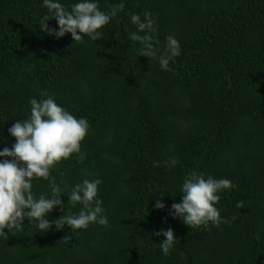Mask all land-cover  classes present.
I'll list each match as a JSON object with an SVG mask.
<instances>
[{
  "label": "trees",
  "instance_id": "16d2710c",
  "mask_svg": "<svg viewBox=\"0 0 264 264\" xmlns=\"http://www.w3.org/2000/svg\"><path fill=\"white\" fill-rule=\"evenodd\" d=\"M60 2L67 8L74 0ZM97 5L114 12L101 38L82 34L76 42L40 30L47 13L41 0H0V148L14 142L7 129L28 117V99L51 94L89 128L80 142L83 159H61L50 178L61 188L85 174L99 178L109 222L43 232L24 220L22 230L0 240V264H264V0ZM144 10L161 43L169 34L179 41L168 70L136 54L139 45L128 38L135 30L129 15ZM173 157L175 166L165 163ZM192 170L235 183L215 204L230 223L205 229L168 215ZM47 190L48 180H33L34 194ZM160 190L164 208L155 209ZM79 208L66 204L65 212ZM62 214L54 207L46 218ZM168 227L177 241L165 256L162 237L152 233Z\"/></svg>",
  "mask_w": 264,
  "mask_h": 264
},
{
  "label": "clouds",
  "instance_id": "9594fccd",
  "mask_svg": "<svg viewBox=\"0 0 264 264\" xmlns=\"http://www.w3.org/2000/svg\"><path fill=\"white\" fill-rule=\"evenodd\" d=\"M41 7L47 9L37 23L40 30L48 36L60 38L65 33L71 40L80 42L82 34L89 41L101 38V29L114 15L113 11L100 10L97 0H74L67 8L60 0H41ZM54 19L56 27L46 25V21ZM129 23L135 30L128 33L130 41L139 45L136 54L155 60L160 69L168 70L169 62L180 55V44L174 35H166L163 42L156 38L155 21L148 10L142 14L131 13ZM41 98L28 99L29 115L23 121L15 120L7 129L9 136L14 137L11 147L0 148V240H6L13 231L22 230L24 220L34 224L36 230L47 231L51 226L60 230L85 229L89 224L107 227L108 218L104 214L102 201L97 196L99 178H88L85 174L78 183L71 186L65 184L61 188L50 178V168L61 159H67L76 153L83 159L81 141L84 139L89 125L84 117H76L58 105L53 96L46 91L40 92ZM175 166L178 161L173 157L165 161ZM48 180V190L40 194L32 191L33 180ZM233 181L227 178H213L192 170L187 173L179 186L180 200L169 206L168 215L179 219L184 225L191 227H217L222 223H230V219L220 216L215 206L221 191L235 188ZM64 192V195L61 193ZM164 191L160 190L159 198L154 199L153 207L163 209ZM66 196V204L80 208L77 212H65L61 197ZM235 208H242V202L236 201ZM56 207H63V214L53 220L46 218ZM235 217H232L234 219ZM7 230V232L5 231ZM153 236L162 237L158 243L163 255H168L177 241L171 227L153 231ZM70 235L63 238L68 240Z\"/></svg>",
  "mask_w": 264,
  "mask_h": 264
}]
</instances>
